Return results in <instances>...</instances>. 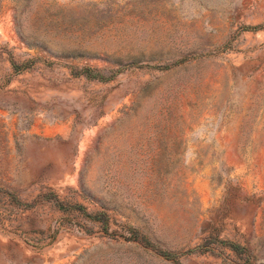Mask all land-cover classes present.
<instances>
[{
    "label": "rangeland",
    "instance_id": "rangeland-1",
    "mask_svg": "<svg viewBox=\"0 0 264 264\" xmlns=\"http://www.w3.org/2000/svg\"><path fill=\"white\" fill-rule=\"evenodd\" d=\"M0 264H264V0H0Z\"/></svg>",
    "mask_w": 264,
    "mask_h": 264
},
{
    "label": "crops",
    "instance_id": "crops-1",
    "mask_svg": "<svg viewBox=\"0 0 264 264\" xmlns=\"http://www.w3.org/2000/svg\"><path fill=\"white\" fill-rule=\"evenodd\" d=\"M26 134H29V138L31 137L33 140L47 142L51 150L59 147H73L72 141L74 136L72 134V128L69 125L60 126L54 124L51 126L46 125L43 127L37 125L31 130H28ZM55 156H58V154L55 153ZM70 164H73V160L70 162ZM71 172L72 170H69V173ZM50 178L59 179V176L55 175Z\"/></svg>",
    "mask_w": 264,
    "mask_h": 264
}]
</instances>
